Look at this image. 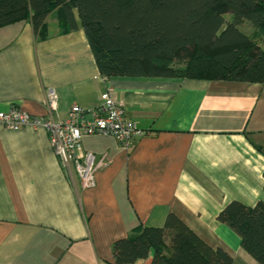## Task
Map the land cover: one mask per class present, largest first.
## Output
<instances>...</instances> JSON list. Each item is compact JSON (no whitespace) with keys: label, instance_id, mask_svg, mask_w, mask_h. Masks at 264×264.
I'll return each mask as SVG.
<instances>
[{"label":"crops","instance_id":"1","mask_svg":"<svg viewBox=\"0 0 264 264\" xmlns=\"http://www.w3.org/2000/svg\"><path fill=\"white\" fill-rule=\"evenodd\" d=\"M73 14V31L59 8L38 37L29 20L0 27V112L48 118L52 90V116L62 121L73 106L96 107L111 88L149 134L129 150L113 137H84L83 151L109 165L83 189L45 129L0 124V264H113L116 240L162 227L171 213L233 264H259L218 216L233 201L264 203V84L105 78Z\"/></svg>","mask_w":264,"mask_h":264},{"label":"trees","instance_id":"2","mask_svg":"<svg viewBox=\"0 0 264 264\" xmlns=\"http://www.w3.org/2000/svg\"><path fill=\"white\" fill-rule=\"evenodd\" d=\"M58 8L69 31L78 28V11L105 78L264 84V0H0V27L29 20L38 37ZM246 22L254 27L249 35L239 29ZM218 220L264 264V203L230 202ZM112 251L113 264L151 256V264H233L229 253L209 246L172 213L162 227H140L116 240Z\"/></svg>","mask_w":264,"mask_h":264},{"label":"built area","instance_id":"3","mask_svg":"<svg viewBox=\"0 0 264 264\" xmlns=\"http://www.w3.org/2000/svg\"><path fill=\"white\" fill-rule=\"evenodd\" d=\"M57 100L56 93L51 90L46 100L50 112L48 118L35 117L12 108L8 112H0V124L11 130L25 127L45 129L55 155L63 166L74 167L83 189L95 187L96 172L109 165L105 158H97L93 153L83 151L84 137H113L124 149L129 150L139 138L149 134L127 118L123 103L114 98L111 88L101 95L96 107L86 109L73 106L68 117L62 121H56L52 116L57 108Z\"/></svg>","mask_w":264,"mask_h":264},{"label":"rangeland","instance_id":"4","mask_svg":"<svg viewBox=\"0 0 264 264\" xmlns=\"http://www.w3.org/2000/svg\"><path fill=\"white\" fill-rule=\"evenodd\" d=\"M225 18H226L227 21H231L232 20V16L231 15H226ZM239 29H240L241 32H243L246 35H249V34H251L254 31V27L248 22H246L245 24L240 26Z\"/></svg>","mask_w":264,"mask_h":264}]
</instances>
